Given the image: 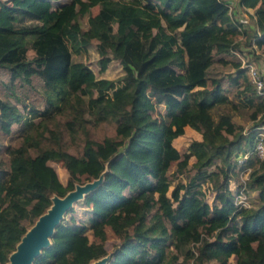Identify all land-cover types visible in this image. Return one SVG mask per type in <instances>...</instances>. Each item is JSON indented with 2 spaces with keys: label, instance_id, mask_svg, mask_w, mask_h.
Instances as JSON below:
<instances>
[{
  "label": "trees",
  "instance_id": "obj_1",
  "mask_svg": "<svg viewBox=\"0 0 264 264\" xmlns=\"http://www.w3.org/2000/svg\"><path fill=\"white\" fill-rule=\"evenodd\" d=\"M53 1L59 0H0V131L9 138L0 142V205H7L0 207V264L9 261L27 233L26 221L35 224L54 195L64 196L77 183L102 174L105 194L88 209L90 225L69 210L33 264H88L105 255L112 236L124 241L110 264H232L231 256L236 264H264L254 245L264 241V157L238 162L240 153L254 147L256 131L245 134L232 113L212 115L214 106L232 101L234 91L237 97L244 94L248 105L260 100L253 118L264 111V96L241 61L226 57L239 45L235 36L241 32L227 3L68 0L54 8ZM85 4L101 7L83 30L75 14ZM240 4L255 9L254 39L264 50V0ZM28 37L33 38L32 59ZM91 43L99 46L101 72L111 61L108 49L122 58L120 83L97 77L73 58ZM216 59L231 63L237 74L209 79ZM39 80L43 96L18 93L17 85L38 95ZM81 89L99 93L86 100ZM155 101L169 106L159 126ZM260 118L257 125L264 123V114ZM109 119L115 133L98 136V127ZM185 127L202 139H193L181 152L174 140ZM51 161L68 169L66 184ZM249 168L246 185L258 196L247 208L236 196L244 184L241 172ZM205 182L214 193L212 203ZM17 184L21 190L11 196Z\"/></svg>",
  "mask_w": 264,
  "mask_h": 264
},
{
  "label": "rangeland",
  "instance_id": "obj_2",
  "mask_svg": "<svg viewBox=\"0 0 264 264\" xmlns=\"http://www.w3.org/2000/svg\"><path fill=\"white\" fill-rule=\"evenodd\" d=\"M66 1L68 0L53 1V7L56 8L61 3H64ZM222 1L227 3L228 11H229L228 13L230 17L232 18V21L237 24V27H239L238 28L239 31H241L240 34L237 33V37L235 36L236 40L240 42L239 45L235 48H232L231 52L226 57L229 59L232 58L235 61H240V55L237 52H239L241 55L246 56L247 54L252 53L253 49H255L256 51L255 55L257 57H255L254 61L256 62V65L261 70V72H263L264 74V50L259 49L257 47V44L255 43V39H254L256 35V31L258 29L257 23H256L257 21H256L255 9L252 7H247V8L243 7L240 4V0H222ZM146 3L152 6H155L153 1H146ZM100 7L101 5L99 4L94 5V6H89L88 4H85L84 6L79 7L77 9L75 17L83 30H86L89 27L90 16L96 14L99 11ZM115 29H116V25H115ZM154 31L156 32V29ZM27 47H28L27 57L29 59H32L35 56V50L33 47L32 37L27 38ZM108 50H109L108 55H110L111 61L109 62L108 68L104 72H101L100 70L99 60L101 58V53H100L99 46L96 43L89 44L87 48L81 53H73V58L75 60L84 61L87 65H89L94 70L97 77H106V78L114 80L118 84L121 82V79L125 74V70L122 65V58L118 54H116L112 49H108ZM175 68L180 73L184 72V69L180 67H175ZM236 74H237V69H235L231 63H228V62L223 63L217 59L213 62V64L210 66L208 70L209 79H212V78L229 79V77H232L233 75H236ZM5 79L9 84V78L5 76ZM36 87L38 89V93H37L38 95H34V93L29 91V89L26 86L19 87L17 85L18 93L27 92L30 95H32L34 98H37L36 96L38 97L41 95L43 96L46 93L41 80L38 81V83L36 84ZM235 92L236 91L230 93L229 95L230 99L232 100L231 102L214 106L212 108V115L214 116L215 119H218L219 116L224 112L232 113L234 120L243 126L245 134H248L251 131H256L255 132L256 134L259 131L258 126H260L257 124L263 120L260 117L264 114V111L258 114L256 118H253L252 114L256 110L257 104L260 102V100L257 99L256 101L257 104L255 105H248L244 101L245 95L242 94L241 97H237L234 94ZM79 93L86 100H88L91 96H97L99 92L98 90H95V89L94 90L81 89L79 90ZM106 93H111V89L106 91ZM1 95L2 93L0 92V96ZM12 101H14V99H12ZM19 107L23 109L22 105H19ZM168 110H169V106L165 101H155L154 114L156 117L157 126H159L164 121ZM40 120L41 118L38 117L37 121H40ZM262 124L263 123H261V125ZM14 126L16 127V125ZM114 129H115V123L111 119L103 121L97 129V135L98 136H111L115 133ZM185 131L186 133L184 135L179 136L176 140H174V144L178 147V149L181 152H184L189 147L191 141L198 137L197 136L198 134L195 130L193 131L189 130V128L187 127ZM0 142L2 143L9 142V138L3 134V131H0ZM123 151H124V148H121L120 153L123 154ZM254 157L255 156L253 155V160L256 161V158ZM195 160H196L195 158H190L189 164H192ZM50 163L55 168L58 169V175L60 179H63L65 173L59 169L62 167L61 163L56 162V161H51ZM251 166H253V164ZM173 169H174V165H172V167L170 168L171 173L173 172ZM250 172H251V168L247 170H243L241 172L239 179H242L243 182L245 180H248ZM180 177L184 179L185 175L183 174ZM95 180L97 181L96 186L93 187L91 190H88L87 192H85L82 197L74 201L72 205L70 206V208L66 212L63 213L61 220H65L67 212L69 210H72V213L76 216V219H78V221L86 223L88 226L90 225L88 209H91L94 205V202L105 194V190L101 186L102 181H103V174L100 177L94 180H91V181H95ZM178 180H179V177L175 178L171 182V187H170L171 189L178 182ZM85 183H77L76 186L78 184H85ZM207 185L208 184L205 182L204 188L207 190V200L209 201V203H212L214 193L208 190ZM231 187L232 188L236 187V185L234 184V181L231 182ZM20 190H21V186L17 184L16 189L14 191H10L9 194L12 196L15 193H19ZM256 193H257L256 191L249 189V187L246 185V189L238 194V195L244 194L242 196H246L249 201V203L246 206L243 205V207L250 208V207H253L254 204H256L257 202ZM238 195L236 197H238ZM54 196H58V195H54ZM237 200L239 201L240 197H238ZM85 202H87L89 206H85ZM0 207L2 209H5L7 205L2 204L0 205ZM26 224L29 227V229L27 230L28 232L34 226V224L32 225L29 220L26 221ZM88 233L91 238L92 235H91L90 229H88ZM123 241L124 239L119 236L110 237L105 242V249H106L105 255H103L99 259L92 260L88 264H94L96 261H102L103 264H110L112 254L118 248H120ZM254 245H255V248L258 254H264V241L255 242ZM171 248L175 252H181V250L175 249L174 246H171ZM182 257L183 256L180 255V259H182ZM229 261L232 264H236V259L234 256H231ZM9 262H10V257H9V261L6 264H8Z\"/></svg>",
  "mask_w": 264,
  "mask_h": 264
},
{
  "label": "water",
  "instance_id": "obj_3",
  "mask_svg": "<svg viewBox=\"0 0 264 264\" xmlns=\"http://www.w3.org/2000/svg\"><path fill=\"white\" fill-rule=\"evenodd\" d=\"M96 184V180L78 184L75 189L69 191L66 195L54 196L51 207L38 218L30 231L23 236L16 250L10 255L8 264H33L41 249L49 245L50 236L60 223L63 213L70 208L74 201L95 187ZM94 264H103V262L96 261Z\"/></svg>",
  "mask_w": 264,
  "mask_h": 264
},
{
  "label": "built area",
  "instance_id": "obj_4",
  "mask_svg": "<svg viewBox=\"0 0 264 264\" xmlns=\"http://www.w3.org/2000/svg\"><path fill=\"white\" fill-rule=\"evenodd\" d=\"M237 53L240 55L241 66L247 70L250 80L254 85V87L256 88L258 95L264 96V74L256 65V62L254 61L255 58L248 59L245 55H241L239 52ZM258 129L259 131L255 134L254 147L239 154L238 156L239 163H244L252 155L264 157V123L258 126ZM245 189H246V180L244 181V184L241 188V192L244 191ZM242 195L244 194L238 195V197H240V200L239 201L237 200V202L240 203V205L242 206L243 205L246 206L249 203V201L246 196H242Z\"/></svg>",
  "mask_w": 264,
  "mask_h": 264
},
{
  "label": "crops",
  "instance_id": "obj_5",
  "mask_svg": "<svg viewBox=\"0 0 264 264\" xmlns=\"http://www.w3.org/2000/svg\"><path fill=\"white\" fill-rule=\"evenodd\" d=\"M186 128L187 127H185V130H186ZM195 130V129H194ZM196 132H197V138L196 139H199V140H201L202 139V134L200 133V132H198L197 130H195ZM186 133V132H185ZM192 158H195V156H193ZM196 159V158H195ZM61 168H63V169H65V170H67V173H65L64 174V178L63 179H60L61 180V182L63 183V184H65V182L67 183V181H68V179H69V171H68V169L67 168H65V167H61ZM56 170H57V172H58V169L56 168ZM66 172V171H65ZM60 178V177H59ZM257 193V196H258V191H256Z\"/></svg>",
  "mask_w": 264,
  "mask_h": 264
},
{
  "label": "bare ground",
  "instance_id": "obj_6",
  "mask_svg": "<svg viewBox=\"0 0 264 264\" xmlns=\"http://www.w3.org/2000/svg\"><path fill=\"white\" fill-rule=\"evenodd\" d=\"M50 207H51V206H50ZM50 207H49V208H50Z\"/></svg>",
  "mask_w": 264,
  "mask_h": 264
}]
</instances>
